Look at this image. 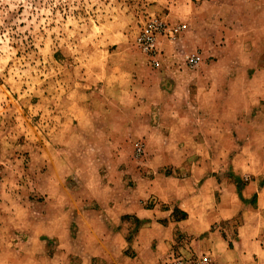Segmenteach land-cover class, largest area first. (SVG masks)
<instances>
[{
  "label": "rangeland",
  "instance_id": "rangeland-1",
  "mask_svg": "<svg viewBox=\"0 0 264 264\" xmlns=\"http://www.w3.org/2000/svg\"><path fill=\"white\" fill-rule=\"evenodd\" d=\"M150 17L181 25L159 37L158 66L134 44ZM193 140L205 146L162 147ZM197 163L221 182L214 223L170 232L166 216H136L180 219ZM256 179L264 0H0V264H247V238L260 263L264 215L239 241L241 216L214 214L237 199L220 189Z\"/></svg>",
  "mask_w": 264,
  "mask_h": 264
},
{
  "label": "crops",
  "instance_id": "crops-1",
  "mask_svg": "<svg viewBox=\"0 0 264 264\" xmlns=\"http://www.w3.org/2000/svg\"><path fill=\"white\" fill-rule=\"evenodd\" d=\"M170 128L162 131L163 136L171 137ZM152 129H150L151 131ZM175 146L177 148H182L187 151L202 148L205 146L202 140H193V141H183L182 143H167V141L162 145V147ZM155 147H159L158 144L154 145ZM201 166L197 163L191 167V172L188 175L187 179L182 180L181 186L183 185L189 186V191L191 193L186 194L184 197L174 199L177 202V207L182 212L186 213L185 218L173 219L172 212L173 207L168 206L167 208H144L139 207L136 209V216L140 220H144L152 217H164L166 216L168 219L167 226L165 228L167 231L172 232L173 230L181 227L186 228L187 230L194 232L195 234L200 233L205 229V225H202L203 222L207 221V226L211 223H214L217 219L210 218L209 216H213L211 213L205 212V208L208 206L205 200H212L213 195L215 194V190L219 189V185L221 182L218 180L217 176L213 173H207L206 176H200ZM239 174V173H238ZM236 190L237 199L232 198L234 202L231 206L225 204L221 208V204L219 207V212L214 213L220 217L227 212H230L229 216H233L238 214L241 216V223L238 226V235L239 241L242 240L241 234H245L250 231L252 226H254L257 222L255 215L260 214L264 215V184L256 180H250L243 183L239 190H237L234 182H231L223 187L219 191H221L220 200L223 201L225 192L230 194V197H234L232 195V190ZM237 200V201H236ZM172 217V220H170ZM146 225L156 226L155 223H151L149 221ZM186 226V227H185ZM143 231H147L148 229L143 228ZM141 230V231H142ZM169 232V233H170ZM217 234L215 232L211 233V238L215 240ZM160 243H164L162 240ZM252 243L249 238H247V264H251V260L253 257L254 251H249V247ZM260 246V245H259ZM261 247V246H260ZM251 248V247H250ZM254 260V259H253ZM225 263H231L229 260H225Z\"/></svg>",
  "mask_w": 264,
  "mask_h": 264
},
{
  "label": "built area",
  "instance_id": "built-area-1",
  "mask_svg": "<svg viewBox=\"0 0 264 264\" xmlns=\"http://www.w3.org/2000/svg\"><path fill=\"white\" fill-rule=\"evenodd\" d=\"M181 29V25L170 26L166 21L158 17H150L142 23L141 27L137 31L134 37V44L144 52L149 61L158 66V55L160 50L158 48V39L160 36L166 37L168 40H173ZM200 59V56L190 57V61L196 62ZM141 150V145L137 147ZM181 264H222L213 259L211 255L203 254L201 257L187 260ZM254 264H264L263 262Z\"/></svg>",
  "mask_w": 264,
  "mask_h": 264
},
{
  "label": "trees",
  "instance_id": "trees-1",
  "mask_svg": "<svg viewBox=\"0 0 264 264\" xmlns=\"http://www.w3.org/2000/svg\"><path fill=\"white\" fill-rule=\"evenodd\" d=\"M182 216H181V218H185V216H186V213H184V212H182V214H181Z\"/></svg>",
  "mask_w": 264,
  "mask_h": 264
}]
</instances>
